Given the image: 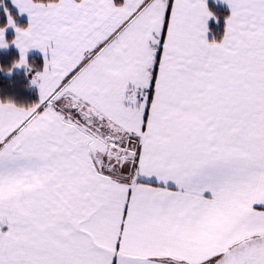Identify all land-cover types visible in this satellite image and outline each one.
Masks as SVG:
<instances>
[{
    "label": "snow or ice",
    "instance_id": "snow-or-ice-1",
    "mask_svg": "<svg viewBox=\"0 0 264 264\" xmlns=\"http://www.w3.org/2000/svg\"><path fill=\"white\" fill-rule=\"evenodd\" d=\"M226 2L209 39L207 0H13L0 264H264V0Z\"/></svg>",
    "mask_w": 264,
    "mask_h": 264
},
{
    "label": "trees",
    "instance_id": "trees-1",
    "mask_svg": "<svg viewBox=\"0 0 264 264\" xmlns=\"http://www.w3.org/2000/svg\"><path fill=\"white\" fill-rule=\"evenodd\" d=\"M208 6L215 14L209 24V39L218 38L223 34L225 26V18L229 11L226 7L212 1L207 0ZM2 8L0 10V26L4 27L7 23V14L9 12L15 19L16 25L25 26L27 21L19 16L12 4L8 0H0ZM5 8L8 11H5ZM218 18V19H217ZM14 32H8L7 40L12 41ZM19 59V53L10 48L6 51L0 50V99H12L20 104L35 103L39 100V92L37 85L31 83L35 72L44 64V60L39 55H30L28 62L32 66L29 70L28 66L22 71L9 74L8 69H12L15 61Z\"/></svg>",
    "mask_w": 264,
    "mask_h": 264
},
{
    "label": "crops",
    "instance_id": "crops-1",
    "mask_svg": "<svg viewBox=\"0 0 264 264\" xmlns=\"http://www.w3.org/2000/svg\"><path fill=\"white\" fill-rule=\"evenodd\" d=\"M8 1L12 4V6H13L14 9L17 11V13L19 14V16H20L21 18H23L24 20H26V21H27V24H28V23H29V20H30L28 14H27V13H21L19 7H18L15 3H13V0H8ZM212 1H214V2H216V3H218V4H220V5H222V6H224V7H226V8L228 9V11H229V14H230L231 9H230V6L228 5V3L226 2V0H212ZM1 8H2V5L0 4V10H1ZM229 14H228V15H229ZM212 18H213V17H211V18L209 19V24H210V22L212 21ZM7 24H8V14H7V23H6V25H7ZM27 24H26V25H27ZM26 25H25V26H26ZM0 27H1V26H0ZM8 32H14V38H15V36L17 35L16 30H15V27H13V26H8V27H7V29H6V34H5V35H6V39H7V34H8ZM14 38H13V39H14ZM208 38H209V33H208ZM10 48L15 49V50L19 53V57H20V55H21L20 50L18 49V47H17L14 43H10L8 47H0V50H1V51H6V50H9ZM30 55H39V56H41V57L43 58V60L45 59V58H44V53H43L41 50H39V49H31V50H29V52H28V57H29ZM26 67H27V66L12 67L11 72H8V73H9V74H12V73H14V72L22 71V70L25 69ZM37 88H38V86H37ZM38 92H39V88H38ZM39 98H40V97H39ZM151 182H153V183L156 182L155 177L152 178V181H151ZM170 186H171V187H175V185H174L173 183H171V182H170ZM205 195H210V193H205ZM257 207H260V206L258 205ZM4 230H7V226H4Z\"/></svg>",
    "mask_w": 264,
    "mask_h": 264
}]
</instances>
